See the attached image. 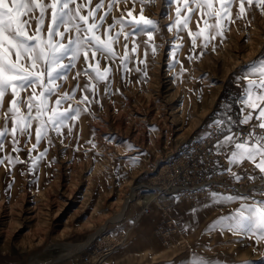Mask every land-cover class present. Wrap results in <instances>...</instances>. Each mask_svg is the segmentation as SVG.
Listing matches in <instances>:
<instances>
[{"label": "rangeland", "instance_id": "rangeland-1", "mask_svg": "<svg viewBox=\"0 0 264 264\" xmlns=\"http://www.w3.org/2000/svg\"><path fill=\"white\" fill-rule=\"evenodd\" d=\"M96 2L97 0H92L93 6ZM176 7L174 3L170 8H166L164 0H145L144 14L153 20H158L161 26L169 25L176 18ZM120 8L123 9L124 5L121 4ZM128 8H132L131 2ZM140 8L141 5L137 2L133 14L138 15ZM237 11L238 8L233 7L231 19L234 22H226L224 38L217 36L206 49L201 47L202 37L197 38V47L192 51V38L187 30L181 31L182 39L175 42L169 40L172 34L164 28L163 39L159 38V35L155 36V43L158 44L157 42L160 41L162 43L160 56L156 54L153 57L149 49L146 59L147 75L144 71L145 64L139 63V60L145 58L142 44L140 49L132 54L130 50L133 45L128 42L131 62L127 64V71L124 70L119 58L125 52L123 46L125 41L122 36L119 44L114 45L119 53L115 61H101V69L106 66L112 67L113 75L109 77L111 90L105 95V82H99L96 97L99 103L87 105L90 111L87 112L89 118L85 127L93 138H96L97 134L100 135L98 141L104 142L107 156L114 152L118 144L116 135L122 138L119 143L128 142L129 145H135V148L129 149L128 152L137 149L136 156L139 158L136 160H142L143 164L142 171L131 181L127 180L133 167L129 163L119 162L122 165H118L117 160L118 164L112 165L110 159L107 168L93 169L96 156H92L93 161L85 166V160L89 155L78 151L76 145L68 141L67 128L61 130L62 135L49 131L52 144L50 145L47 139H43L34 151L29 152L36 143L37 125L34 121L31 139L25 145V137L20 136L18 147L21 151L13 152L12 122L8 121L9 135L0 156H18L21 162L13 166L5 160V163L0 165V264L45 261H51L49 264L71 262L83 264L81 257L90 247L84 250V246L64 256L65 253L72 246L83 241L90 243L98 233L110 231L124 232L126 237L122 238L106 264H192L194 254L212 260L214 264H247V262L264 264V241H258L255 234H232L227 231L221 234L219 230L211 233L205 231L222 212L227 214L230 210L236 209L239 201L222 209L219 206L204 209L198 213V222L192 223L193 217L189 214V210L194 206L196 197L180 199L176 202L164 194L156 197V192L150 187L142 189L143 185L156 184V174L170 156L177 150L183 149L193 139L201 138L198 134L202 130L207 131L204 126L213 119L221 118L224 102L221 93L226 83L230 81L237 85L234 82V74L264 55L262 19L264 12L253 6L246 17L237 19L235 15ZM113 14L119 16V12L115 10ZM113 14L109 15L108 23H114ZM183 14L182 9L181 19ZM198 21H200L199 28H204L199 12L192 15L189 23L193 33L198 31ZM137 38L145 40L146 36ZM176 45L182 46L177 49L178 52L176 50L179 63L172 69H178L180 87H189L192 91L194 100L191 98L187 103H183L185 100L182 90H179L181 92L179 100L171 99L175 88L171 82L172 76L167 75V69L173 62L171 53ZM201 51H203L202 56L199 55ZM169 54L171 59H168ZM190 56L193 57L191 61L188 59ZM181 66L185 69L183 72ZM81 67L83 64L77 63L76 69L79 70ZM82 76L85 78L84 75ZM252 78L258 77H249ZM68 79L61 89L62 92L71 90V74ZM86 80L87 78L84 83ZM146 90H150L149 97ZM99 93L105 97H99ZM89 98L93 99L92 96ZM10 99V96L5 97V109ZM52 99L54 100L55 97ZM173 104H180L185 108L186 115L177 122L173 116ZM64 107L68 105L65 104ZM238 109L239 120L240 108ZM195 115H200V120L196 126L194 125L195 127L187 131ZM162 116H165L166 122L160 123ZM4 122V114L0 111V128L3 127ZM135 136L141 138L136 139ZM45 150L47 155L37 161V170L33 171L32 159ZM225 162L227 163L226 159ZM244 166L249 169L254 167L249 162ZM102 174L107 179L105 178L101 183L98 178ZM39 175L42 178H39ZM89 176L94 178L91 183ZM76 179L77 182L74 184ZM232 183L235 185L233 189L242 192H248L253 187L259 186V182ZM9 185H11L10 190ZM106 187L110 190L109 194L97 205L95 199ZM90 189L92 195L90 200L87 204H82V195ZM198 195L201 201L207 197V193ZM256 199H264V197L257 195ZM164 202H168L170 206L167 213L164 211ZM148 204L151 207L150 212H144L143 209ZM44 220H48L47 223ZM190 223H192L191 228L185 230L186 225ZM55 234L61 236L52 242L50 238ZM24 235L30 236L35 241L32 248L21 245ZM5 241L9 246H4ZM26 256L28 259H25Z\"/></svg>", "mask_w": 264, "mask_h": 264}, {"label": "snow or ice", "instance_id": "snow-or-ice-1", "mask_svg": "<svg viewBox=\"0 0 264 264\" xmlns=\"http://www.w3.org/2000/svg\"><path fill=\"white\" fill-rule=\"evenodd\" d=\"M130 2L131 9L128 8ZM137 2L141 8L139 14L134 15ZM174 3L177 5L175 20L161 26L158 20L144 14L145 0H97L94 6L92 0H0V111L5 117L4 125L0 128V152H3L8 139V121L12 122L13 152L21 151L18 147L20 136L25 137V145L31 139L34 121L37 125L36 143L29 152L34 151L43 139L52 144L49 131L62 135L61 130L67 128L70 134L72 126H69V122L77 120L82 110L90 111V107L81 109V105L99 103V99H96L99 82H105V95L111 90L109 77L113 75L112 67L101 69V61H115L119 53L114 45L119 44L121 36L125 41V52L119 58L124 70L127 71V64L131 62L128 42L133 45L130 50L132 54L142 44L145 58L139 63L145 64L147 75L149 49L154 57L159 48L155 36L159 35L163 39L164 28L168 32L175 29L176 39H182L179 33L187 30L192 38L191 50L194 51L198 37H202V49H206L217 36L224 38L226 22H234L231 19L233 7L238 8L235 14L237 19L246 17L253 6L264 12V0H164L166 8ZM121 4L124 5L123 9L120 8ZM182 9L184 14L181 19ZM114 10L119 12V16L113 14ZM197 12L200 13L204 28H199L198 21V31L193 33L189 23ZM110 14H113L114 23H108ZM140 36H146V39L137 40ZM181 46L174 47L170 67L179 63L176 50ZM199 55L202 56L203 51ZM188 59L191 61L193 57ZM77 63L83 64L79 70L76 69ZM181 70L183 72L185 69L181 66ZM70 74L77 83L70 91L62 92ZM81 75L87 78L82 88L79 83ZM233 78L241 87V93L223 109L220 119H213L204 126L207 131L202 130L198 134L205 143L212 142L208 152L224 157L227 166L213 161L214 169L205 175L211 180L214 176L226 174L231 182H259V186L248 192L239 189L220 192L212 190V184L209 183L178 192L172 198L179 202L181 196L196 197L194 206L189 210L193 217L192 223L198 222V213L204 209L216 206L222 209L239 201L236 209L227 214L222 212L205 231L255 234L258 241H264V199H256L257 195L264 197V55L245 65ZM245 80L247 82L242 83ZM77 91L90 93L93 99L85 94L77 101ZM6 96L11 99L5 109ZM65 104L68 107L65 108ZM237 105L240 108L239 120L232 113ZM46 155L47 150L32 159L33 171L37 170V161ZM5 160L13 166L21 162L18 156H0V165ZM198 162L204 163L202 156ZM246 162L254 167H245ZM201 192L207 193L203 201L198 195ZM192 223L186 225L185 230L191 228ZM192 264L214 262L194 254Z\"/></svg>", "mask_w": 264, "mask_h": 264}, {"label": "built area", "instance_id": "built-area-1", "mask_svg": "<svg viewBox=\"0 0 264 264\" xmlns=\"http://www.w3.org/2000/svg\"><path fill=\"white\" fill-rule=\"evenodd\" d=\"M246 130V129H244ZM212 146V142H204L203 137L193 139L186 144L183 149L177 150L163 164L160 171L156 174L155 183L153 185H143V188L150 187L159 194L173 197L178 192L192 190L203 187L205 184H212V190L230 191L234 188L229 177L214 176L211 180L207 179L206 173L214 169L213 161L226 167L225 158L216 155L214 152H208ZM203 157L204 163H199V159ZM205 192H201L204 194ZM194 196H181L180 199H189ZM173 199V198H172ZM164 211L170 209L168 202H164ZM150 204L144 207V212H150ZM167 213V212H166ZM164 213V214H166ZM123 237L124 232L110 231L108 233H98L94 235L90 241V249L82 255L83 264H106L109 256L115 251Z\"/></svg>", "mask_w": 264, "mask_h": 264}, {"label": "bare ground", "instance_id": "bare-ground-1", "mask_svg": "<svg viewBox=\"0 0 264 264\" xmlns=\"http://www.w3.org/2000/svg\"><path fill=\"white\" fill-rule=\"evenodd\" d=\"M168 10V9H167ZM262 19L264 21V15L262 16ZM172 34L171 36V39L169 40H175V42L179 41L180 39H174V37H176V32H175V29L173 30V32H170ZM181 33V32H180ZM180 33H179V36H180ZM182 34V33H181ZM158 36V35H157ZM157 38V37H156ZM159 38H161L159 36ZM138 40V38H136ZM159 45V48H158V53H157V56H160V52H161V49L160 47L162 46V43L161 41L160 42H157ZM164 43H165V40H164ZM175 44V43H174ZM132 48V47H131ZM142 48V47H141ZM254 51V50H253ZM178 52V50H177ZM171 59V55L169 54L168 56V59ZM172 62V61H171ZM197 62V61H196ZM170 63V62H169ZM132 64V63H131ZM171 64V63H170ZM167 65V64H166ZM156 68H157V65H156ZM167 72L168 74L167 75H171L172 76V84H173V87L175 88V90L173 91V93L171 94V99L172 100H179V90L183 91V94L182 96L184 97V102L183 103H187L188 100H190L192 98V100H194V96H192V91L189 87L187 88H183V87H180V82H179V78L177 76V73H178V69L177 70H173L172 67H168L167 69ZM155 76V75H154ZM86 78V77H85ZM85 78L81 75L80 78H79V83L81 85V88L83 87V85L85 84L84 81H85ZM194 79V78H193ZM69 80V79H68ZM127 79H125L126 81ZM153 81V79H152ZM76 81L72 79V82H71V89L73 87H75L76 85ZM190 83V82H189ZM147 91V90H146ZM150 90L147 91V96L149 97V93ZM85 94H88L89 96H91L90 93H84V92H81V91H77L76 93V99L77 101L80 100V98L85 95ZM191 95V96H190ZM99 97H105L103 96L101 93H99ZM178 97V98H177ZM198 98V97H197ZM106 99V98H105ZM199 99V98H198ZM110 100V99H109ZM182 100V99H181ZM208 100V99H207ZM147 102V101H146ZM140 103V102H139ZM179 103V102H178ZM182 104V103H180ZM180 104H173V116H174V120L177 122V120H181L184 118V116L186 115L185 114V108H183L182 105ZM195 105V103H194ZM193 105V106H194ZM209 105V104H208ZM180 106V107H179ZM197 106V105H196ZM84 107H87V105H81V109H83ZM195 107V106H194ZM192 110H193V107H191ZM202 109V108H201ZM200 111V110H199ZM203 112V111H202ZM157 113V112H156ZM204 113V112H203ZM196 114V113H195ZM87 118H89V113L87 112H84L83 110L81 111V114L80 116L78 117L77 120L75 121H72V122H69V125L72 126V131L70 134H68V141H71V144L74 143L76 145V148L78 151L80 152H86L87 155H89L88 159L85 160V166L89 164V162L92 160V156L95 157V161L93 162V169H99L101 167H108V164L110 163L111 161V164L112 165H116L118 164L119 162H121L122 164H126V163H129V164H132L133 167H131V172H130V175L128 176L127 180L128 181H131L132 178H134L135 176H137L141 171H142V164H143V161L142 160H136L137 158H139L138 156H136V151L137 149L133 150L132 152H128L129 149H134L135 148V145H131V147H129V144L128 142H122V143H119L120 141H122V138H119L117 135L115 136L116 139H118V144L114 150V152L110 153L111 155L110 156H107V148L106 146H104V142H100V140L98 141V137H100V135L97 134L96 138H93L91 136V134L88 131V129H86V124H87ZM200 120V115H195L193 117V120L190 121V124L189 126L187 127V131L191 130L192 127L196 124H198ZM162 122H166V118L165 116H162V118H160V123ZM194 126V127H195ZM139 135V134H138ZM102 138V137H101ZM136 138V136H135ZM137 138H141V136H138ZM136 138V139H137ZM143 139V138H142ZM63 142V141H62ZM135 142V141H134ZM64 143V142H63ZM12 144V143H11ZM94 145V146H93ZM139 150V149H138ZM106 153V154H103V153ZM110 157V158H109ZM111 159V160H110ZM117 160H118V163H117ZM93 161V160H92ZM125 162V163H124ZM121 163H119L118 165H120ZM121 164V165H122ZM16 169V168H15ZM16 171V170H15ZM104 174V173H103ZM103 174L98 178L100 179V182H104L105 181V178L103 176ZM108 175V174H107ZM106 175V176H107ZM41 176L39 175V178ZM57 178V175L55 176ZM90 177V176H89ZM109 177V176H108ZM42 178V177H41ZM93 177H90L89 178V182L91 183V181H93ZM107 179V178H106ZM50 180V179H49ZM77 182V179L75 180V183L76 184ZM48 183V182H47ZM88 189V187H87ZM86 191V190H84ZM109 188H103L99 193H98V196H97V200L96 201V204L98 205L99 202L103 201L104 198L109 194ZM85 194L82 195L81 197V202L82 204H87V202L90 200V197L92 196L90 193H91V189L88 190V192H84ZM95 203V202H94ZM95 204V205H96ZM49 212V211H48ZM46 213V212H45ZM58 213V212H57ZM49 214V213H47ZM45 216V214L43 215ZM48 217V216H47ZM46 217V218H47ZM44 219V218H43ZM41 220V219H40ZM43 221V220H42ZM42 221H41V224H42ZM48 220H44L45 223H47ZM12 224V223H11ZM40 224V223H39ZM44 226V225H43ZM38 227V225H37ZM36 228V226L34 227V229ZM39 229V228H38ZM45 229V228H44ZM47 230V229H46ZM9 231V230H8ZM33 231V230H32ZM35 233V232H34ZM44 233V232H43ZM33 236V235H31ZM61 236V234L58 236V235H54L53 238H50L52 242L56 241L57 238H59ZM25 237V235H24ZM23 239V237H21ZM33 238H30V236L28 237H25L22 241H21V245L24 246L26 245L27 248H32V244L35 242L32 240ZM19 241V240H18ZM38 241V240H37ZM87 242H82V243H78L74 246H72L70 248V250L67 251V253H65L64 256L66 255H69L73 252H75L76 250H78L79 248H83L85 246ZM4 246H9V243L7 241H5L4 243ZM20 245V246H21ZM35 245V244H34ZM40 246V245H39ZM27 257V256H26ZM25 259H28L25 258ZM33 262V261H32ZM51 261H45V262H39V263H29V262H26V264H49Z\"/></svg>", "mask_w": 264, "mask_h": 264}, {"label": "trees", "instance_id": "trees-1", "mask_svg": "<svg viewBox=\"0 0 264 264\" xmlns=\"http://www.w3.org/2000/svg\"><path fill=\"white\" fill-rule=\"evenodd\" d=\"M240 94V87L238 85L232 84V82L228 81L226 86L224 87L221 96L224 99L223 109L228 105L232 104L233 99ZM238 105L232 109L233 116L236 120H238ZM222 109V111H223ZM223 115V112H222Z\"/></svg>", "mask_w": 264, "mask_h": 264}, {"label": "crops", "instance_id": "crops-1", "mask_svg": "<svg viewBox=\"0 0 264 264\" xmlns=\"http://www.w3.org/2000/svg\"><path fill=\"white\" fill-rule=\"evenodd\" d=\"M247 81H242V83H246ZM240 93H241V89H240ZM240 119V118H239ZM214 190V189H213ZM215 191V190H214ZM217 191V190H216ZM89 244L90 243H87L86 245H85V247H84V250L86 249V248H89V247H91V246H89ZM70 264H81V263H77V262H74V263H70Z\"/></svg>", "mask_w": 264, "mask_h": 264}]
</instances>
